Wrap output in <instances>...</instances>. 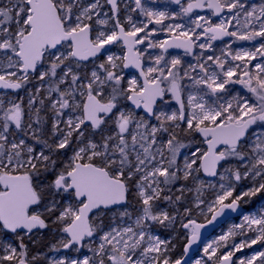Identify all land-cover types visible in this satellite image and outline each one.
Here are the masks:
<instances>
[{"label":"snow or ice","instance_id":"snow-or-ice-1","mask_svg":"<svg viewBox=\"0 0 264 264\" xmlns=\"http://www.w3.org/2000/svg\"><path fill=\"white\" fill-rule=\"evenodd\" d=\"M133 3L0 0V89L15 94H0V264H186L209 190L212 220L264 192V0ZM204 9L219 22L191 19ZM178 17L189 20L164 23ZM45 230L58 237L49 251L79 255L33 253ZM258 244L264 212L195 264H264V250L236 257Z\"/></svg>","mask_w":264,"mask_h":264},{"label":"rangeland","instance_id":"rangeland-1","mask_svg":"<svg viewBox=\"0 0 264 264\" xmlns=\"http://www.w3.org/2000/svg\"><path fill=\"white\" fill-rule=\"evenodd\" d=\"M150 1H152V0H142V3H144L147 7L151 8L153 10H156V11H167L169 13H176V12L180 11V6H178L175 3H173L172 0H159V4L161 5V7L157 6V7H154V8H153L152 5H150V3H151ZM121 2L122 3H127V5L129 6V9L134 7L133 0H121ZM247 2L249 4H252L248 0H247ZM260 2H262V0H257L256 2H253V3H260ZM131 15L133 17V20H135L137 22L145 19L142 16V14H140L138 12H132ZM197 15L210 16L212 21H213V23H218L219 20L221 19V17L218 18V17H215V16H211V12H206V13L196 12V13H192L191 14V19H195V17ZM176 20H177V23L178 22H187L189 20V17H184L183 21H181V19L179 17ZM176 20L175 21L166 20L164 23L165 24L176 23ZM157 27H160V26H157ZM157 38L158 39H167L168 36H167V33L160 32V33L157 34ZM231 39L232 38H229L226 41H220L219 40V41H215L214 42L213 47L216 49V54L217 55L220 54V49L224 48L226 43H230L231 42ZM259 43H260L259 39H257L256 41H237L236 43L232 44L233 45L232 46V50L235 51V50H239L241 48H252L253 46L258 45ZM112 48H113V51H115L117 54H121L122 49L120 47L114 45ZM149 51L152 53L153 56H155L156 54H159L160 50L159 49H153V50H149ZM182 54L185 55L184 52H169V55H173V56H180ZM187 58H188V60L185 61L184 63L194 62L193 57L187 56ZM132 76H138V73L133 72V71H130V72L126 71V79L130 78ZM230 87H233L236 91H246V90L242 89V87L240 85H234V86H230ZM0 94L4 95L6 99L15 98V95H13V96L10 95L9 96V95L3 94V93H0ZM18 95L25 96V93L22 91V93H20ZM249 186H250V181H241L240 184L237 187V192H240L242 190H247V188ZM213 199H214V194L212 193V190H209V193L206 194V205L202 206L204 208L203 212L194 213L193 218L197 220V223L203 224V223L207 222L211 218L213 213L207 211V204L211 203V201ZM240 205L243 208H246L248 210V213L246 215L259 216L262 212H264V192L259 193L256 196L251 197V198L245 197V200L241 201ZM240 223H243V217L242 218H236V219H233V220L227 222L207 242V244L208 243H212L214 240H217L221 235L226 234L230 229H232L234 225L240 224ZM248 235L251 236V235H253V233H248ZM53 236H54L53 240H54V243H55L58 237H57L56 234H53ZM178 239H179L180 242H184V239L182 237L178 238ZM240 239H242V237H240V236L236 237L237 242H239ZM207 244H205V245H207ZM256 250H264V249H262L261 245H259V244L258 245H254L251 249L245 248L242 252H238L236 254V257L250 256L253 253V251H256ZM82 252L84 254H90V253H87L86 249L82 250ZM44 255L47 256V257H57V258H59L60 256H63V255L78 256L79 254L69 250L67 252H64V251L51 252L50 251L49 253L44 254ZM174 255L177 256V257H179L181 255V253L178 252V243H177V247H176V251H175ZM203 255L204 254H203V248H202L201 251L197 254V256L195 257V259L193 260V262L191 264H195V261L197 259H200L201 257H203ZM236 257H234V259H236ZM44 264H45V262H44Z\"/></svg>","mask_w":264,"mask_h":264},{"label":"water","instance_id":"water-1","mask_svg":"<svg viewBox=\"0 0 264 264\" xmlns=\"http://www.w3.org/2000/svg\"><path fill=\"white\" fill-rule=\"evenodd\" d=\"M183 1L184 0H182V3H183ZM248 1L253 3V2H256L257 0H248ZM210 11L211 10H209V9H204V10H196L193 13H196V12L206 13V12H210ZM228 39H229V37H225L224 40H222V41H226ZM169 52H183V50L182 49H169ZM126 71L127 72L133 71V72L137 73V71L135 69H128ZM0 93L13 94L11 92V90H2V89H0ZM206 179L215 180V178H206ZM247 212H248L247 209H245L241 205H239V207L237 208V210L235 212H233L230 209H226L224 211V213L220 216H217L215 220H212V216H211V218L207 222L203 223L204 227L200 229V240L196 244H194L191 249H189L188 254L185 257L186 264H191L193 262V260L195 259L197 254L201 251L203 246H205V244H207V242L217 233V231L224 224H226L227 222H229L233 219L242 218L243 215L247 214ZM209 221H211V222H209Z\"/></svg>","mask_w":264,"mask_h":264},{"label":"trees","instance_id":"trees-1","mask_svg":"<svg viewBox=\"0 0 264 264\" xmlns=\"http://www.w3.org/2000/svg\"><path fill=\"white\" fill-rule=\"evenodd\" d=\"M201 222V221H200ZM53 234L47 230L40 236L38 244L31 246L33 253L40 252L43 254L49 253V245L54 243ZM27 242V241H26ZM184 242H178V252L183 253ZM42 264L44 262L42 261Z\"/></svg>","mask_w":264,"mask_h":264},{"label":"bare ground","instance_id":"bare-ground-1","mask_svg":"<svg viewBox=\"0 0 264 264\" xmlns=\"http://www.w3.org/2000/svg\"><path fill=\"white\" fill-rule=\"evenodd\" d=\"M151 3H150V5H152L153 6V8L154 7H161V5L159 4V0H152V1H150ZM166 21V20H165ZM176 23H177V20H176ZM233 46V45H232ZM170 56H173V55H170ZM180 57H182V59H183V62H185V61H187L188 60V58H187V56L186 55H180ZM259 59V58H258ZM257 61H253V64L254 63H256Z\"/></svg>","mask_w":264,"mask_h":264},{"label":"flooded vegetation","instance_id":"flooded-vegetation-1","mask_svg":"<svg viewBox=\"0 0 264 264\" xmlns=\"http://www.w3.org/2000/svg\"><path fill=\"white\" fill-rule=\"evenodd\" d=\"M22 91H23V90H22ZM10 95L13 96L14 94H10ZM10 95H9V96H10Z\"/></svg>","mask_w":264,"mask_h":264}]
</instances>
